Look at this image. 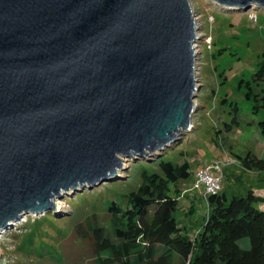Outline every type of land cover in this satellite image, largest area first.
Returning a JSON list of instances; mask_svg holds the SVG:
<instances>
[{"label": "water", "instance_id": "1", "mask_svg": "<svg viewBox=\"0 0 264 264\" xmlns=\"http://www.w3.org/2000/svg\"><path fill=\"white\" fill-rule=\"evenodd\" d=\"M198 38L190 0H0V233L189 129Z\"/></svg>", "mask_w": 264, "mask_h": 264}, {"label": "rangeland", "instance_id": "2", "mask_svg": "<svg viewBox=\"0 0 264 264\" xmlns=\"http://www.w3.org/2000/svg\"><path fill=\"white\" fill-rule=\"evenodd\" d=\"M190 1L197 17L199 35L196 41L199 87L195 97L197 110L194 124L154 154L125 156L121 175L93 186L71 189L54 199L55 207L40 212L28 211L13 220L0 233L2 264H118L115 259L109 260L107 252H95L91 240L78 232L77 223L86 222L89 217L109 227L111 202L115 200L125 203L123 198L134 181L135 184L139 182V175L134 180V176L132 178L128 172L132 161L141 157L149 159L169 147L165 155L181 162L183 153L176 147L183 141L180 136L186 132L188 135L185 134L184 144L189 147L193 169L229 153L235 156L234 153L245 155L251 152L264 156V134L258 126L264 110L252 112V102L243 93L245 87L239 86L242 77L250 76L264 50V7L259 4L248 8L228 6L215 0ZM227 94L228 99L239 102L244 125L228 127L226 124L230 113L223 98ZM217 133H220V146L213 139ZM233 170L229 169L228 172L235 177ZM131 171L135 173L136 170ZM191 181L193 176L179 182L182 192L176 213L183 222L189 224V230L193 232L197 226L196 221L207 211V201L199 188L191 189ZM85 189L88 190L83 192ZM256 191L264 195V188H256ZM193 200L195 211L186 213Z\"/></svg>", "mask_w": 264, "mask_h": 264}, {"label": "trees", "instance_id": "3", "mask_svg": "<svg viewBox=\"0 0 264 264\" xmlns=\"http://www.w3.org/2000/svg\"><path fill=\"white\" fill-rule=\"evenodd\" d=\"M260 55L250 76L239 81L256 113L264 110V50ZM228 96L223 98L230 113L226 124L244 125L239 102ZM258 126L264 134V116L259 118ZM185 134L176 147L183 153L181 162L165 155L169 147L149 159H134L128 172L134 180L139 175V182L134 181L123 198L125 203L111 202L110 226L87 217L86 222L77 223L78 232L91 240L95 252H107L109 260L115 259L118 264H264V195L256 191L264 188V156L251 152L221 156L233 161L223 166L221 188L207 192L203 186L194 185L198 167L193 169ZM218 135L213 139L220 146ZM229 169H234L235 177ZM192 176L191 189L199 188L205 196L207 211L190 232L189 224L176 212L182 192L179 182ZM194 208L193 200L186 213H193Z\"/></svg>", "mask_w": 264, "mask_h": 264}, {"label": "built area", "instance_id": "4", "mask_svg": "<svg viewBox=\"0 0 264 264\" xmlns=\"http://www.w3.org/2000/svg\"><path fill=\"white\" fill-rule=\"evenodd\" d=\"M233 161L229 156L216 157L203 163L195 171L194 185L203 186L207 192H216L221 188V179L223 175V166Z\"/></svg>", "mask_w": 264, "mask_h": 264}]
</instances>
